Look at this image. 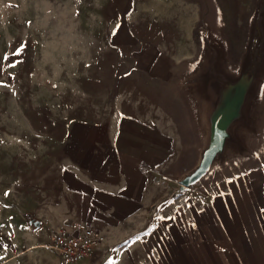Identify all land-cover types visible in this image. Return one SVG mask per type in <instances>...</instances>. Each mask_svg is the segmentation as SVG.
Wrapping results in <instances>:
<instances>
[{"label": "crops", "instance_id": "crops-1", "mask_svg": "<svg viewBox=\"0 0 264 264\" xmlns=\"http://www.w3.org/2000/svg\"><path fill=\"white\" fill-rule=\"evenodd\" d=\"M231 1L249 7L252 0ZM149 71L159 79L174 73L162 61ZM165 113L142 117L128 107L100 115L97 124L72 123L64 145L42 144L32 132V140L0 152V213L29 248L25 254H54L62 264L54 236L83 222L105 241L81 264H264V151H257L254 167L248 166L254 154H247L214 169L234 160L243 165L222 179L223 193L209 208L196 194L189 202L179 180L201 153L203 116L188 121L193 132L185 134L183 116ZM187 135L194 141L187 143Z\"/></svg>", "mask_w": 264, "mask_h": 264}, {"label": "rangeland", "instance_id": "rangeland-1", "mask_svg": "<svg viewBox=\"0 0 264 264\" xmlns=\"http://www.w3.org/2000/svg\"><path fill=\"white\" fill-rule=\"evenodd\" d=\"M182 1L0 0V152L21 138L32 140V132L42 144L64 145L72 123L97 124L100 115L128 107L142 117L162 109L166 116H183L185 134L192 133L188 121L203 116V102L182 82L205 64L211 46L220 51L228 70L239 72L258 0L249 7L231 0H195L205 6L196 9ZM157 61L171 65L173 75L153 76L149 70ZM251 122L253 132L245 141L247 154H254L248 166L254 167L257 151H264V76ZM184 139L194 141L192 135ZM224 163L184 189L187 201L196 194L203 207H210L215 195L223 193L222 179L243 167L234 160L231 167L214 172ZM6 221L0 213V230L14 235ZM7 264H57V259L32 251Z\"/></svg>", "mask_w": 264, "mask_h": 264}, {"label": "water", "instance_id": "water-1", "mask_svg": "<svg viewBox=\"0 0 264 264\" xmlns=\"http://www.w3.org/2000/svg\"><path fill=\"white\" fill-rule=\"evenodd\" d=\"M263 76L262 0L257 5L239 72L228 70L220 51L211 46L205 64L186 80L203 102L204 145L198 164L179 180L181 190L194 187L229 157L249 152L245 137L252 131L251 109Z\"/></svg>", "mask_w": 264, "mask_h": 264}, {"label": "built area", "instance_id": "built-area-1", "mask_svg": "<svg viewBox=\"0 0 264 264\" xmlns=\"http://www.w3.org/2000/svg\"><path fill=\"white\" fill-rule=\"evenodd\" d=\"M104 241L105 236L100 230L87 223L76 222L56 232L53 248L60 254L62 264H81L93 256ZM19 245L15 235L0 230V264H6L29 250L21 245L22 251L19 252Z\"/></svg>", "mask_w": 264, "mask_h": 264}, {"label": "snow or ice", "instance_id": "snow-or-ice-1", "mask_svg": "<svg viewBox=\"0 0 264 264\" xmlns=\"http://www.w3.org/2000/svg\"><path fill=\"white\" fill-rule=\"evenodd\" d=\"M117 28H119V25H117ZM113 34H115V32Z\"/></svg>", "mask_w": 264, "mask_h": 264}]
</instances>
